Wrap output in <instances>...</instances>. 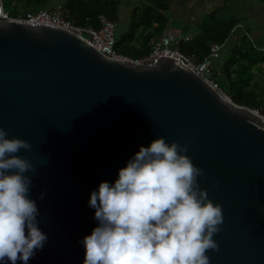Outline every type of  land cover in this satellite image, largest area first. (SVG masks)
<instances>
[{"label":"water","instance_id":"1","mask_svg":"<svg viewBox=\"0 0 264 264\" xmlns=\"http://www.w3.org/2000/svg\"><path fill=\"white\" fill-rule=\"evenodd\" d=\"M0 125L31 142V195L48 240L29 264H82L90 192L156 135L187 142L222 205L211 264H264V115L180 58H113L64 28L0 20ZM17 264H23L18 261Z\"/></svg>","mask_w":264,"mask_h":264},{"label":"clouds","instance_id":"2","mask_svg":"<svg viewBox=\"0 0 264 264\" xmlns=\"http://www.w3.org/2000/svg\"><path fill=\"white\" fill-rule=\"evenodd\" d=\"M31 147L0 125V264H29L49 238L37 203L45 191L31 195L37 168L20 154ZM204 175L187 142L156 135L141 144L114 180L90 192L96 224L80 241L82 264H211L224 216L199 183Z\"/></svg>","mask_w":264,"mask_h":264},{"label":"trees","instance_id":"3","mask_svg":"<svg viewBox=\"0 0 264 264\" xmlns=\"http://www.w3.org/2000/svg\"><path fill=\"white\" fill-rule=\"evenodd\" d=\"M18 1H25L27 6H40L47 2V0ZM170 1L139 0L138 5L132 9L127 30L116 36V51L133 59L147 56L153 42L167 28L166 12L170 7ZM119 4V0H67L65 7L75 24L98 27L100 14H104L114 22L119 20ZM237 23L238 20L234 17L225 19L221 9L217 8L203 15L197 22V33L189 38L180 37L178 49L183 54L200 61L209 53L211 43L216 42L224 46ZM263 63L264 52L258 50L245 34L231 49L229 57L220 70L212 66L217 80L215 81L221 84L222 89V83L226 85L224 92L236 104L256 109L262 115H264V75L261 69Z\"/></svg>","mask_w":264,"mask_h":264},{"label":"built area","instance_id":"4","mask_svg":"<svg viewBox=\"0 0 264 264\" xmlns=\"http://www.w3.org/2000/svg\"><path fill=\"white\" fill-rule=\"evenodd\" d=\"M0 20L1 21H17L31 25H46L50 27L64 28L77 33L82 37L88 38L89 42L102 53L113 58H131L119 54L115 45L117 37L115 36V22L110 20L104 14L98 16L99 26L79 25L75 24L69 16L68 9L63 4H57L52 9L39 8L36 10H28L22 14L12 15L0 0ZM180 36L170 29L164 30L163 34L153 42L152 49L147 56L134 61L142 64H154L158 57L174 56L180 58L186 65L192 68L198 75L207 80L214 88L223 95L230 98L226 92L222 90L220 85L213 79V62L220 56L222 44L213 42L210 44L209 53L200 61L195 60L192 56L183 54L178 49V40ZM173 44V47L170 45ZM264 52V48L262 49Z\"/></svg>","mask_w":264,"mask_h":264},{"label":"crops","instance_id":"5","mask_svg":"<svg viewBox=\"0 0 264 264\" xmlns=\"http://www.w3.org/2000/svg\"><path fill=\"white\" fill-rule=\"evenodd\" d=\"M66 1L67 0H47L45 4L40 6H27L25 1L2 0L4 7L8 11L9 6L18 8L14 11V14H22L28 10H36L39 8L52 9L57 4H63L65 6ZM119 1V19L125 17V12L129 11L131 13L132 9L139 3V0ZM217 8L221 9L222 16L225 19L234 17L238 20L230 38L221 50L230 53L231 49L240 42V38L245 34L249 36L258 50L264 48V38L262 36L264 32L261 24L264 23L262 22L263 18H261V16L264 17V0H171L170 7L166 12L168 18L166 29L172 30L180 37L189 38L197 33L196 24L202 19L203 15ZM256 16H258L259 19L261 18L260 23L254 21V17ZM175 22L177 24L179 23V26L173 28ZM261 69L264 75V63L261 64Z\"/></svg>","mask_w":264,"mask_h":264},{"label":"rangeland","instance_id":"6","mask_svg":"<svg viewBox=\"0 0 264 264\" xmlns=\"http://www.w3.org/2000/svg\"><path fill=\"white\" fill-rule=\"evenodd\" d=\"M18 8L15 6H9V11L12 13V15H15L14 11H16ZM130 17H131V13L129 11L125 12V17H123V19H119L117 22H115V36H118L119 34L125 32L128 28V25L130 23ZM261 18H263L262 22H264V17L261 16ZM260 18V19H261ZM260 19L258 16L254 17V21L257 23H260ZM262 24V29L264 32V23ZM182 25V24H180ZM176 26H179V23L177 24L175 22V24L173 25V28ZM263 38H264V33H263ZM259 45H263V44H259ZM171 47H173V44L170 45ZM230 53L225 51V50H221L220 56L218 58H216L213 62V65L216 66L218 69L220 68V66L225 62V60L229 57ZM219 74L221 75V72L219 71ZM219 75V76H220ZM213 79L216 80V76H213ZM217 81V80H216ZM221 86V84H219ZM223 85V89L226 90V85L224 83H222ZM222 87V86H221Z\"/></svg>","mask_w":264,"mask_h":264}]
</instances>
